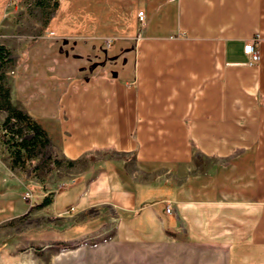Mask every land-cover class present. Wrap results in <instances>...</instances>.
Returning a JSON list of instances; mask_svg holds the SVG:
<instances>
[{
    "label": "crops",
    "instance_id": "obj_1",
    "mask_svg": "<svg viewBox=\"0 0 264 264\" xmlns=\"http://www.w3.org/2000/svg\"><path fill=\"white\" fill-rule=\"evenodd\" d=\"M252 38L256 65L243 54ZM23 56L24 91L41 93L16 103L69 168L50 161L29 212L0 165V226L45 218L49 247L114 224L123 244L264 264V0H62ZM15 242L0 237V264H16Z\"/></svg>",
    "mask_w": 264,
    "mask_h": 264
},
{
    "label": "rangeland",
    "instance_id": "obj_2",
    "mask_svg": "<svg viewBox=\"0 0 264 264\" xmlns=\"http://www.w3.org/2000/svg\"><path fill=\"white\" fill-rule=\"evenodd\" d=\"M61 1L21 0L11 5L9 16L0 28V48L3 49L0 55V137L5 134L6 139H10L11 133L8 132L17 128L24 132L28 124L33 123L16 101H21V96L29 91L41 93L39 87L35 86L24 91L27 83L22 78V64L26 58L23 53L29 44L49 33ZM12 111L20 113L21 120L18 126L10 123L5 129L4 123L13 114ZM17 141L18 137L15 136L14 142ZM56 157L54 150L47 144L36 147L29 157L23 151L15 160L0 141V165L17 181L16 203H25L29 212L35 209V193L42 188L40 182L48 177L50 168L53 169L49 166L50 161L56 162L58 173L67 174L69 167L62 161H57ZM65 183L59 181L51 189L65 187ZM29 193L32 198L28 200L25 195ZM64 196H67L64 201L69 202V194ZM95 215L96 213L91 212L87 217L93 219ZM44 224L45 218L25 215L0 226L1 239L16 241V264H220L216 261L214 250L202 246L172 248L123 244L115 236L114 224L103 228L96 222L84 223L67 232L69 238H78L93 231V235L81 238L75 244L69 245L60 239L59 243L45 247L37 240L40 235H44ZM34 240L36 241L33 242Z\"/></svg>",
    "mask_w": 264,
    "mask_h": 264
},
{
    "label": "trees",
    "instance_id": "obj_3",
    "mask_svg": "<svg viewBox=\"0 0 264 264\" xmlns=\"http://www.w3.org/2000/svg\"><path fill=\"white\" fill-rule=\"evenodd\" d=\"M2 51L3 49L0 48V55ZM12 113L13 114L9 115L4 123L5 129L10 123L14 126L19 125L18 122L21 120V114L15 111H12ZM22 131L23 130L20 128H17L13 132H8L11 133L10 139H6L5 134L2 136L3 145L9 149L10 154L15 160L19 158L23 151L29 157L36 147H44L49 143L45 133L34 123L28 124L26 130L24 132ZM15 136L18 137L17 142H14Z\"/></svg>",
    "mask_w": 264,
    "mask_h": 264
},
{
    "label": "built area",
    "instance_id": "obj_4",
    "mask_svg": "<svg viewBox=\"0 0 264 264\" xmlns=\"http://www.w3.org/2000/svg\"><path fill=\"white\" fill-rule=\"evenodd\" d=\"M21 0H11L10 5L12 4H16L19 3ZM138 21H139V26L140 28H144L146 25V21H145V16H144V12L139 11L138 12ZM52 35V34H51ZM257 38H252L250 40H247L243 46V54L248 58L249 64L250 65H256L259 61V52L257 49ZM110 41H107V46L109 45ZM26 199H30L31 194H26L25 195ZM171 212V207L169 204L166 205V213L170 214Z\"/></svg>",
    "mask_w": 264,
    "mask_h": 264
}]
</instances>
